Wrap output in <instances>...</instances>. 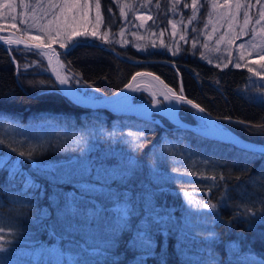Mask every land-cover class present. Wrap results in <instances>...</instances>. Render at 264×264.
Returning a JSON list of instances; mask_svg holds the SVG:
<instances>
[{"label":"trees","instance_id":"1","mask_svg":"<svg viewBox=\"0 0 264 264\" xmlns=\"http://www.w3.org/2000/svg\"><path fill=\"white\" fill-rule=\"evenodd\" d=\"M152 1L156 25L166 29V20L172 16L166 0ZM183 1L188 0H181L178 9ZM99 2L101 27L117 29L120 19L115 0ZM199 4L194 26L204 19L207 0H199ZM13 25L0 23V27L15 29L31 40L56 43L48 36L51 27L46 24L39 28L42 36L35 38L25 33L27 23ZM190 38L188 33L175 54L166 47L142 51L133 44L98 38L88 40L95 46L77 47L67 55L59 46L57 50L64 75L69 74L70 61L72 73L82 76L80 82L69 84L86 95L113 93L133 71L145 69L157 73L175 91L183 84L187 98L231 131L264 142V130L255 127L264 124V89L246 88L250 76L245 66L228 63L218 67L196 56L189 48ZM37 53L0 44V118L25 125H56L77 135L88 134L92 140L97 129L117 126V135L126 141L116 151L103 152L98 147L90 151V170L118 174L124 180L96 192L85 191L87 184L79 179L51 180L43 170L60 171L66 163L61 152L34 148L32 159L26 160L19 152L28 149L17 147L0 132V156H5L0 161V223L5 227V239L11 241L8 253L0 252V259L39 263L15 254L29 247L57 250L62 257L59 264H189L185 253H197L203 260L219 264H246L244 259L249 255L264 261V215L258 211L262 205L252 208L257 212L253 216L245 211L248 207L240 205L239 197L223 196L225 184L259 176L256 192L264 197V156L173 128L159 114L151 113L165 127L138 116L70 102L57 90L44 57ZM132 98L145 100L149 95L136 90ZM177 112L188 122L202 123L189 105L180 104ZM225 117H231V122ZM140 132L144 136L137 138L135 134ZM152 154L173 165L176 162L207 176L223 175L224 179L208 186L194 178L156 183L150 175ZM185 192L194 197L195 204H187ZM209 201L217 205L214 210L199 207V202ZM145 234L155 241L150 249L144 244Z\"/></svg>","mask_w":264,"mask_h":264},{"label":"rangeland","instance_id":"2","mask_svg":"<svg viewBox=\"0 0 264 264\" xmlns=\"http://www.w3.org/2000/svg\"><path fill=\"white\" fill-rule=\"evenodd\" d=\"M47 2L48 0H0V23L6 22L11 25L27 23L31 29L27 28L25 33L33 38L42 36L39 28L46 24L51 27V31L47 32L48 36L59 44L62 41H69L68 36L73 28L87 29L89 32L95 29L98 36L107 33L108 40L119 45L133 44L142 51L166 47L173 54L178 51L185 36L190 33L189 48L192 53L195 52L196 56L207 63L220 67L228 63L233 66L237 64L245 66L248 71L251 69L246 88L264 89V51H262L264 49V0H207L204 19L197 26L194 24L200 9L199 0H196L195 8H193V0H188L183 1L179 9L181 0H166V6L172 16H168L166 29L163 30L156 25L155 3L152 0H115L119 8L120 24L117 29L110 30L107 27H101V19L97 21L96 0H79V7L68 14L70 22L72 16L76 17V21L71 23L70 27L64 26L63 16H60L59 20L55 19L60 14V8H51L50 5L47 6ZM85 3L87 7H84ZM6 4H11L12 7H5ZM85 13H87L86 19L83 18ZM246 18L247 23H245ZM57 32L60 34L57 35ZM157 100L164 104L161 97L157 96ZM0 132L17 147L61 152L66 161L62 169L56 173L43 170L45 176L51 180L79 179L87 184L84 190L92 192L105 191L107 187L114 184L113 182L124 180L118 174H99L92 173L90 170V151L95 147L101 148L103 152L113 148L116 151L120 149L119 144L126 141L127 138L117 135V126L112 129H97L96 138L92 140L88 134L77 135L56 125H25L0 118ZM107 139L109 142L106 141ZM162 144L167 143L162 142ZM156 152L159 154V149ZM152 156L149 162L150 175L156 183H171L192 178L206 181L207 186L213 183L211 179H200L197 176L184 174L194 172L192 169L178 166L176 162L173 165L154 154ZM4 158L5 156H0V161ZM173 169L179 171H173ZM257 178L259 176H252L245 180H237L235 183L225 184L223 196L239 197L240 205L249 209L255 205L260 207L264 197L256 192ZM185 198L188 205L189 198L192 199L190 205L195 204L194 197ZM17 253L26 255L33 261H39L36 264H59L62 260L61 253L53 249L24 247L15 252L16 255ZM184 257L188 258L189 264H219L206 258L203 260L197 253L196 255L185 253ZM0 260L6 264H34L6 258ZM244 261L246 264L262 262L260 258L252 255Z\"/></svg>","mask_w":264,"mask_h":264},{"label":"water","instance_id":"3","mask_svg":"<svg viewBox=\"0 0 264 264\" xmlns=\"http://www.w3.org/2000/svg\"><path fill=\"white\" fill-rule=\"evenodd\" d=\"M0 37H3V39H0V44L2 46H6L7 48H9L10 46L12 47L19 46V47H23V48L26 47L38 51L44 57L45 65H47L49 76L52 77L53 82L57 87V90L60 91V93L63 96H65L70 102L72 101L73 103L79 106H85L89 108L106 109L112 114H121V115L130 114V115L138 116L143 119H149L155 122L156 124H160L161 126L165 127L166 125L162 123L160 118L158 116L154 117L151 113L159 114L164 118H166L167 120H169L170 123L173 124L172 126L173 128L180 127L187 129L189 131L191 130L193 133H196L208 139L212 138L219 142H227L232 146L234 145L240 149L243 150L245 149L250 152L264 156V142H260L256 140L253 141L248 138H245L244 136L242 137L233 130L231 131L230 129H228L227 127L223 126L218 121H216L214 115L212 113H209L208 111H205L204 113H200L196 109L192 108L199 115V117L202 118L203 123L198 124L190 121L188 122L183 118H181V116L177 112V109L180 104H184V103L178 104L175 101H172L176 104V107L173 110L170 109L166 105V102L164 101H163L164 102L163 105L161 103L158 105L154 104L152 92H150L147 88L145 89L139 88L136 85V83L132 80V76L135 75L136 73H152L153 74L152 76H147V75L144 76H147L151 78L153 81H156L159 86V90L162 93L167 92L168 88L173 89L167 82L163 81L162 78L157 73L145 69L135 70L133 71V74L129 77V79L125 82V84H123L121 88L113 91V93L103 94L102 96L99 97L93 95L92 96L86 95L82 91H79L74 85L71 84L60 85L59 82L57 81L56 77L58 74L64 75L62 71V67H60L61 64L60 54L58 53L57 50V46L60 47V44L58 43L56 44L53 42L44 43L38 40L34 41L27 38L26 36L24 37L23 35L19 34L15 29L13 30L12 28L9 27H0ZM16 39L21 40L22 43L8 44L6 42L8 40H16ZM38 43L41 44V47L39 49L36 48V45ZM60 49L66 51L65 48H60ZM14 67H16V62L14 63ZM144 76H137V77H144ZM156 77H159V79L157 80ZM129 83L132 84V88L126 87V85H128ZM136 90H141L143 92L148 93L149 99H145V100L141 98L133 99L132 95ZM176 92L178 93L179 90ZM188 99L190 98L188 97Z\"/></svg>","mask_w":264,"mask_h":264},{"label":"snow or ice","instance_id":"4","mask_svg":"<svg viewBox=\"0 0 264 264\" xmlns=\"http://www.w3.org/2000/svg\"><path fill=\"white\" fill-rule=\"evenodd\" d=\"M49 5L51 8H60V14L58 16L55 17L56 20L60 19V16H63L64 19V26L65 27H70L71 23H74L76 21V17L72 16L71 17V22L69 21V13H72L75 9H77L79 7V0H49ZM5 7H12L11 4H6L4 5ZM96 8H97V21H100L101 17L99 14V8H100V2L99 0H96ZM84 7H87V3H85ZM196 7V0H193V8ZM109 11H111V9H109ZM245 16L247 17V13H245ZM84 19L87 18V13L84 14ZM13 19H15V17H13ZM21 23H23V21H21ZM245 23H247V18L245 19ZM257 23H259V21H257ZM13 27H15V25H13ZM59 27V25H58ZM98 27V25H97ZM27 28L25 29V32H27ZM193 31H195V29H193ZM60 33L57 32V35H59ZM82 38V39H73V38ZM91 38H98L100 39L102 42H108V43H112L113 41H109L108 40V36L107 33H104L103 35L98 36V33L95 29H93L92 31H88L87 29L84 30H80L79 28H73L71 33L68 36V40L70 42H66V41H62L60 42V48H65L66 52L64 53V55H67L69 52L73 51L75 48L77 47H81V46H95V45H90L88 43V40ZM0 39H3V37H0ZM181 39H183V37H181ZM8 44H12V43H22L21 40L16 39V40H8L6 41ZM243 46V45H241ZM41 47V44H37L36 48L39 49ZM10 51V49H9ZM262 51H264V49H262ZM38 55L40 53H37ZM13 62H15V58L13 57ZM33 64L35 66H39V62H33ZM219 67V65H217ZM226 66V65H225ZM236 67H239L240 65L237 64L235 65ZM27 67V66H26ZM60 67H64V65L61 63ZM249 71H251V69H249ZM67 72L69 74L66 75H57L56 79L59 82L60 85H67L69 84L70 81H75V82H80L82 80V76L80 73H72V69H71V62H68V68H67ZM152 76V73H136L135 75L132 76V80H136L137 76ZM156 79L158 80L159 77H156ZM88 87H92V85H86ZM126 87L128 88H132V84L129 83L128 85H126ZM167 87V86H165ZM184 88H183V84H181L179 92L177 93L176 91H174L171 88H168L167 92L162 93L164 100L172 102L175 101L176 103H184L187 105H190L191 108L196 109L198 112L200 113H204L206 110L205 108L201 107L200 104L195 103L193 100L188 99L184 94ZM262 97H264V93L261 94ZM153 103L158 105L161 103V101L156 100L155 99V94H153ZM225 119L229 120L231 122V117H225ZM237 123H241V124H245V121L242 120H237ZM255 127H258L261 130H264V124L261 125H255ZM129 135H133V134H129ZM137 136V138L144 136L143 132H140L138 134H135ZM0 143H3V141H0ZM141 147H143V145H140ZM13 151H15V149H12ZM35 149L33 148H29L26 152L25 151H21L19 152V155L21 157H24L26 160H31L33 157V153H34ZM173 171H179L178 169H173ZM184 174H188V175H193V176H197L200 179H211L214 183L217 181V179L219 180H223L224 177L223 175H220L219 177H216L215 175L213 176H205L203 173H197V172H190V173H184ZM185 197H189L190 194L185 192L184 193ZM188 203L192 204V199H188ZM262 207L258 210L260 212L261 215H264V201H261ZM199 207L201 208H207V209H215L217 207L216 204L212 203L211 201L207 202V203H203V202H199ZM248 214L255 216L257 214L256 211H254L253 209H246L245 210ZM8 234H12V233H8ZM5 227L2 223H0V241H3V243H0V252H6L8 250L7 245H9L11 243L10 240H6L5 239ZM144 244L146 246V248H152L155 241L151 238L150 235L145 234L144 236ZM0 264H6V262H4L3 260H0ZM161 264H165V262H161ZM261 264H264V261L261 262Z\"/></svg>","mask_w":264,"mask_h":264},{"label":"bare ground","instance_id":"5","mask_svg":"<svg viewBox=\"0 0 264 264\" xmlns=\"http://www.w3.org/2000/svg\"><path fill=\"white\" fill-rule=\"evenodd\" d=\"M134 82L136 83V85L139 88H142V89L147 88L150 92H152V94H155V99L157 98V96H161L163 98L162 92L159 90V86H158L157 82L153 81L151 78H149L147 76L136 77V80H134ZM152 87H154L155 90ZM164 102H166V105L170 109H172V110L175 109L176 104L174 102H169L166 100H164Z\"/></svg>","mask_w":264,"mask_h":264}]
</instances>
